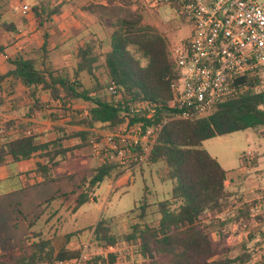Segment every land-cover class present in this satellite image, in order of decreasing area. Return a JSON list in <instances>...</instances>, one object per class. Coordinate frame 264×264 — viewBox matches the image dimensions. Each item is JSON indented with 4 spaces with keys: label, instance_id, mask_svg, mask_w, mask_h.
Masks as SVG:
<instances>
[{
    "label": "trees",
    "instance_id": "trees-1",
    "mask_svg": "<svg viewBox=\"0 0 264 264\" xmlns=\"http://www.w3.org/2000/svg\"><path fill=\"white\" fill-rule=\"evenodd\" d=\"M101 1L107 4H90L84 11L102 14L112 0ZM32 10L38 29L44 30L42 46L9 57L7 47L0 44V55L6 56L10 65L6 73H0V90L14 95L16 89L22 87L27 100L22 113L24 121L10 118L0 124V168L37 158L36 172L46 184L56 181L49 177L52 168L59 167L68 155L88 148L100 138L94 131L97 125L113 129L127 120L131 124L138 122L140 119L127 116L131 104L146 102L155 107L157 120L172 99V85L179 71L167 41L153 28L142 25L143 16L138 11L119 17L112 24L110 50L105 54L104 83L97 74L95 40L77 46L71 71L55 68L45 30L47 22L52 23L53 17L61 15L62 6L49 10L38 3ZM3 32L19 33L15 24L0 21V34ZM112 84L121 93L122 102L113 96L103 97L102 92ZM76 101L89 103V106L86 110H73ZM65 119L66 126L56 124ZM37 123H49L52 129L39 133ZM145 124L151 123L145 121ZM68 126L76 129L71 131ZM261 128H264V92L255 89L220 102L215 112L206 118L170 121L163 127L146 166L164 165L162 181L172 182L170 197L158 204L160 218L156 224L134 225L124 238L143 264H161V257L167 258L166 264H247L251 261L247 240L264 236V216L252 218L248 204L239 207L242 198L225 185L227 171L201 147L205 141L216 137ZM53 133L55 136L50 138ZM70 140L76 141L72 147L65 144ZM243 164L247 162L243 160ZM92 173L91 188L106 179L117 180L124 169L105 164ZM88 200L86 195H80L76 208ZM148 200L145 193L140 206L142 219L147 215ZM234 225L238 231H247V240L241 243V252L231 257L233 248L227 246L226 240ZM83 232L68 234L67 241ZM90 232L91 242L106 251L117 247L118 240L112 234L109 218H100L90 227ZM27 240L29 238L22 241L18 249L1 253L0 264H56L78 260L81 256L80 252L66 248L55 254L50 243L44 240L27 246ZM118 259L119 252L115 250L85 264H117Z\"/></svg>",
    "mask_w": 264,
    "mask_h": 264
},
{
    "label": "rangeland",
    "instance_id": "rangeland-1",
    "mask_svg": "<svg viewBox=\"0 0 264 264\" xmlns=\"http://www.w3.org/2000/svg\"><path fill=\"white\" fill-rule=\"evenodd\" d=\"M38 3L49 10L61 5L65 11L64 16L53 17L55 21L47 22L45 30L49 36L50 47L55 49L51 57L54 67L71 71L77 46L87 40H95L97 74L103 83L106 80L105 54L110 50L112 24L119 17L140 12L143 16L142 25L158 32L167 41L170 50L182 47L191 35L188 19L181 17L175 9L160 7L150 10L144 6L142 0H112L102 14L84 11V8L90 4H107L101 0H0V21L15 24L19 32L0 34V44L7 47V56L12 57L19 51L31 52L42 46L44 30L38 29L35 13L32 10V7ZM24 5L29 8L26 16L20 11ZM78 20L81 22L80 27L75 26L73 22ZM143 63L145 64V60ZM9 67L7 57L0 55V72L6 71ZM87 79L86 77V83L89 82ZM3 88L7 90L6 86ZM258 90L264 92V82ZM102 95L110 98L106 90ZM26 103V95L22 87H18L14 95H8L4 89L0 90V124L10 118L24 121L22 113ZM88 106L89 103L76 101L72 109L86 110ZM38 124L39 133H46L52 129V126L46 123ZM56 124L66 126L67 120H61ZM68 129L72 131L76 128L68 126ZM94 131L101 138L110 129L97 125ZM54 136L53 133L49 137ZM75 142L70 140L65 144L72 147ZM201 148L217 159L229 175L236 174L240 168L247 169L249 189L242 188L247 200L256 199L264 194V128L216 137L205 141ZM248 151L252 153L249 166L240 167V158ZM73 154L68 155L61 161L59 167L52 168L49 172V177L60 178L56 182L37 185L28 190H20L17 182L12 189L11 181L0 182V251L18 247L21 241L31 236V232H39L48 237L53 230L63 234L83 229L84 232L80 234L82 239L77 240L76 247L80 254L85 253L89 258L87 262H91L94 257L116 250L119 252L117 264H143V260L124 242V238L131 232L132 226L143 227L158 221L160 217L158 204L170 197L172 189L171 181H162L165 173L164 165H144L130 172L124 169V174L118 179V184H114L113 189L112 183L115 180L110 179H106L93 189L89 186V181L93 175L92 170L99 167L100 162L90 155L89 147L74 151ZM92 193L97 195L95 200L90 199ZM145 193L149 198V208L146 217L142 219L140 206ZM82 194L89 200L76 208L77 198ZM54 197L56 198L52 204L38 209L40 204ZM102 217L111 220L112 234L118 240L114 250L106 251L100 245L91 242L90 227ZM32 221H36V224L30 226ZM51 224H53L52 228H50ZM262 231L264 233V226ZM230 232L226 244L233 248L229 255L235 257L242 250L241 243L247 240V231H238V227L234 225ZM214 241H217L216 236ZM247 241L248 251L252 255L251 261L247 264L264 261V236L258 235L252 241ZM160 260L161 264L167 263L166 257H161ZM77 261L66 264H78Z\"/></svg>",
    "mask_w": 264,
    "mask_h": 264
},
{
    "label": "built area",
    "instance_id": "built-area-1",
    "mask_svg": "<svg viewBox=\"0 0 264 264\" xmlns=\"http://www.w3.org/2000/svg\"><path fill=\"white\" fill-rule=\"evenodd\" d=\"M150 10L170 7L188 19L191 35L182 47L171 50L179 71L172 85V99L165 112L155 119L157 110L146 102L128 107V120L92 143L90 155L101 165L140 168L163 127L170 121L202 119L212 115L217 105L261 87L264 82V0H142ZM21 14L29 12L27 5ZM253 84V85H252ZM107 93L122 102L116 85ZM145 121L151 124L147 126ZM97 198L92 193L91 200ZM252 218L264 215V194L249 203ZM89 261L85 253L77 263ZM259 263V262H258Z\"/></svg>",
    "mask_w": 264,
    "mask_h": 264
},
{
    "label": "crops",
    "instance_id": "crops-1",
    "mask_svg": "<svg viewBox=\"0 0 264 264\" xmlns=\"http://www.w3.org/2000/svg\"><path fill=\"white\" fill-rule=\"evenodd\" d=\"M64 15H65V11H63V6H62V13L58 17L64 16ZM72 20H73V18H72ZM73 22H74L75 26L80 27L79 24H81V22L79 20L78 21H73ZM51 49L53 50V53H54L55 49H53V48H51ZM6 53H7V48H6ZM16 53H18V52H16ZM75 61H76V59H75ZM75 61H74V64L72 65V67L75 65ZM51 63H52V61H51ZM52 65H53V63H52ZM8 69L6 71L0 72V73L4 74V73H6L8 71ZM46 124L51 126V124H49V123H46ZM38 125L39 124L37 123V127H38ZM257 130H259V129H257ZM251 157H252V153L250 151H248L247 153L243 154V156H241V158H240V160H241L240 167L249 166V163H250L249 160H251ZM242 158H243V160L245 162H247V164H243ZM94 160H97V159L94 158ZM37 161H38L37 158H32L30 160L22 161V162L15 163V164L9 163L7 166L0 168V182H10L11 181L12 182V185L10 184V188L11 189H12V187H15L14 184H15V182H17V185H19L20 190H28V189H31V188L37 186V185L44 184V183H42V181H43L42 176L39 173L36 172V163H37ZM99 166H101V164ZM248 173L249 172L247 171L246 168H240L239 171L236 174H232V175L228 174L227 175L228 179H227V181L225 183L227 189L229 191H231L232 193H234L235 195H237L239 198H242V201L239 204V207H242V205H244V204H248L249 205V203L255 202L257 200V198L261 196V195L258 196L256 199L247 200L246 194H245V192L243 190L249 189V185L250 184H249L248 176H247ZM61 178H63V177H61ZM51 179H55V178H51ZM59 179L60 178H56L55 180L58 181ZM118 179L115 180V182H113V183L111 181L112 189L114 188V184H116V185L118 184ZM56 181H54V182H56ZM27 186L29 187L28 189H27ZM94 188H96V187H93V189ZM242 188H243V190H242ZM250 191L252 192V190H250ZM54 198H56V197H54ZM53 201L51 202V204L53 203ZM48 206H49V204H46V202H45V203L40 204L38 206V209H41L42 207L46 208ZM261 216H264V215H261ZM159 218H158V220H159ZM157 222L158 221H156V223ZM35 224H36V221H32L30 223V226H33ZM253 225L256 226L257 223L255 222ZM52 227H53V224L50 225V228H52ZM81 230H83V229H79V230L73 231L71 233L78 232V231H81ZM71 233H63V234L61 233L60 234L59 231L53 230L52 234H49L48 237H47V236H45L43 234H40L39 232H31V236L28 237L29 240H27V242L25 244L27 246H32V245L38 244L41 240H44V241H47V242L50 243V246L54 250L55 254H57L63 248H66L67 250H69L71 252H78V248L76 247V242L79 239L81 240L82 236L79 234L78 236L76 235V236L72 237L69 241H67L66 236L68 234H71ZM28 238H26V239H28ZM26 239H24V240H26ZM20 246H21V243H20V245L18 247H13V248L18 249ZM6 251H8V250H6ZM6 251H0V254L3 253V252H6ZM66 263L67 262L56 263V264H66Z\"/></svg>",
    "mask_w": 264,
    "mask_h": 264
}]
</instances>
